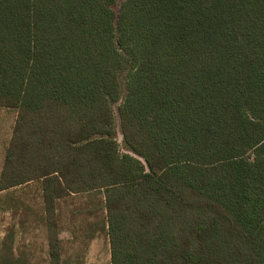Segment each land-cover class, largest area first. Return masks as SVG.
<instances>
[{
    "label": "trees",
    "instance_id": "obj_1",
    "mask_svg": "<svg viewBox=\"0 0 264 264\" xmlns=\"http://www.w3.org/2000/svg\"><path fill=\"white\" fill-rule=\"evenodd\" d=\"M0 107L50 264L72 195L111 264H264V0H0Z\"/></svg>",
    "mask_w": 264,
    "mask_h": 264
},
{
    "label": "rangeland",
    "instance_id": "obj_2",
    "mask_svg": "<svg viewBox=\"0 0 264 264\" xmlns=\"http://www.w3.org/2000/svg\"><path fill=\"white\" fill-rule=\"evenodd\" d=\"M119 104L115 105L116 128L122 143ZM8 113L13 118L17 114L13 109ZM97 202L94 195H72L59 201L64 264H111L109 237L104 229L106 214L95 212ZM8 247L21 260L15 264H50L40 181L0 193V264H4L3 257L8 255L4 249Z\"/></svg>",
    "mask_w": 264,
    "mask_h": 264
},
{
    "label": "crops",
    "instance_id": "obj_3",
    "mask_svg": "<svg viewBox=\"0 0 264 264\" xmlns=\"http://www.w3.org/2000/svg\"><path fill=\"white\" fill-rule=\"evenodd\" d=\"M10 110V108L0 107V176L5 163L6 150L10 145L13 135V127L15 125L17 117V114L15 113V116L13 118L12 113H8L10 112ZM8 249H4L6 250L5 252H8V255H5L6 257H3L4 264H15L17 261H21L20 259H18L19 256L14 254L13 249L11 250L9 247Z\"/></svg>",
    "mask_w": 264,
    "mask_h": 264
}]
</instances>
